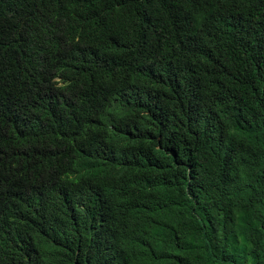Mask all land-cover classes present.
Returning a JSON list of instances; mask_svg holds the SVG:
<instances>
[{
    "label": "trees",
    "instance_id": "obj_1",
    "mask_svg": "<svg viewBox=\"0 0 264 264\" xmlns=\"http://www.w3.org/2000/svg\"><path fill=\"white\" fill-rule=\"evenodd\" d=\"M0 264H264V0H0Z\"/></svg>",
    "mask_w": 264,
    "mask_h": 264
},
{
    "label": "clouds",
    "instance_id": "obj_2",
    "mask_svg": "<svg viewBox=\"0 0 264 264\" xmlns=\"http://www.w3.org/2000/svg\"><path fill=\"white\" fill-rule=\"evenodd\" d=\"M183 37L181 36V34H179V41L180 43L184 42V39H182Z\"/></svg>",
    "mask_w": 264,
    "mask_h": 264
}]
</instances>
